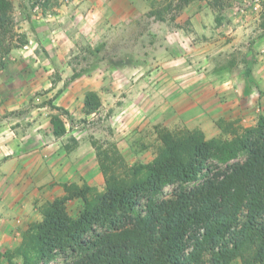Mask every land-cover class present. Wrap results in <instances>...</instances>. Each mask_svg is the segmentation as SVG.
I'll use <instances>...</instances> for the list:
<instances>
[{"label": "crops", "instance_id": "0c3cea01", "mask_svg": "<svg viewBox=\"0 0 264 264\" xmlns=\"http://www.w3.org/2000/svg\"><path fill=\"white\" fill-rule=\"evenodd\" d=\"M162 2L73 0L57 8L49 23L27 21L28 41L19 54L15 50L11 54L19 60L0 68V252L19 245L28 226L42 219L41 207L65 194V183L87 182L97 188L105 183L86 129L73 119L65 121L66 133L57 136L52 124L56 110L44 102L28 107L43 92L41 101L51 98L55 106L84 115L85 96L97 89V74L73 76L75 45L100 46L115 39L122 63L110 90L126 91L131 97L122 105L126 118L117 124L115 134L125 131L124 139L130 143L145 141L148 133L157 137L156 126L173 131L200 128L212 138L223 133L219 120L244 117L249 121L264 113V37L256 41L250 55L224 67L221 61L226 63V51L236 40L225 45L220 32L226 27L215 20V10L194 3L175 18L180 25L168 20L148 22L147 14ZM175 29L195 38L190 56L172 42ZM139 46L143 52H138ZM205 60L214 70L196 71ZM158 65L159 69L149 71ZM112 76L97 77L107 82ZM125 106H130L128 115ZM116 108L119 111L118 103ZM137 132L145 136L139 138ZM0 264L9 262L0 255Z\"/></svg>", "mask_w": 264, "mask_h": 264}, {"label": "trees", "instance_id": "16d2710c", "mask_svg": "<svg viewBox=\"0 0 264 264\" xmlns=\"http://www.w3.org/2000/svg\"><path fill=\"white\" fill-rule=\"evenodd\" d=\"M13 11L11 0H0L1 65L12 49ZM100 105L86 93L87 114ZM52 124L55 135L66 133L59 115ZM217 125L223 134L212 138L200 128L156 126L160 144L147 163L129 165L117 147L93 142L104 189L65 183L19 245L0 255L9 264H264V113L255 125ZM169 185L176 188L165 197ZM74 198L83 201L77 216L68 209Z\"/></svg>", "mask_w": 264, "mask_h": 264}, {"label": "rangeland", "instance_id": "374dc122", "mask_svg": "<svg viewBox=\"0 0 264 264\" xmlns=\"http://www.w3.org/2000/svg\"><path fill=\"white\" fill-rule=\"evenodd\" d=\"M11 1L14 5L13 17L15 33L11 41L12 49L8 54H5L4 58H2V63L4 65H1L0 63V68L8 67L7 65H9V62H17L19 60L18 56H15L16 60H13L11 54H13V50L19 54V49L27 43L28 40L25 26L28 25L31 27L28 22L31 23L40 20L41 22L49 23L54 20L55 13L58 11L57 8L70 1L72 2L73 0H50V2L47 0ZM181 2L182 0H163L161 4L155 6V8L147 14L146 20H148V22L168 20L176 26L180 25V23H177V21L175 22V18L179 16L185 6L194 3H202L203 5L210 6L216 12L215 20L226 27L223 28L225 31L220 32L222 38H225V45L236 40V42L226 51L227 57L224 59L226 60V63L221 61L224 67H226L227 64H235L236 58H240V56L250 55L251 52L255 50L253 45L256 41L264 37V0H192L180 10L179 6ZM172 35L175 37V40L171 41L174 44L176 41V44L181 48L185 56H190L193 52V46L195 45V38L190 34L181 32L179 29H175ZM152 43H155V41H152ZM82 46L84 49L81 48ZM73 48V52L71 53V66L72 70L75 71L73 75L74 77L94 71H96L97 76L101 78L107 73H113L115 75V77L112 76L113 79L108 80L107 82L103 79L101 80L97 76L95 78L97 80V89L90 91L95 92L99 96L101 105L98 110L94 113L87 114L84 106V115L79 117L80 114L70 113L69 110L63 107L64 110L55 108L51 98H45L41 101L43 92L37 93L35 95V100L34 98L30 100L28 106L29 109L37 107L44 102L51 106L52 109L56 110L55 113H52V116L59 115L64 122L75 119L80 124L82 130L83 128L86 129V136L92 143L96 142L102 149L114 150L117 147V149L124 155L129 165H132L137 161L144 163L151 161L155 157L160 144L156 136L148 133L145 141L137 139L130 143L125 140L128 136V133L125 131L124 133L118 132L115 134L117 124L121 123L122 120L126 118L125 116H122V105L128 104L129 100H131V97L128 96L126 91H121L116 94L110 90V86L115 85L116 72L122 63L117 55L118 48L115 44V39L110 38L104 45L100 46L95 44H81V46L75 45ZM138 52H143V49L140 46ZM139 55L141 58H145L143 53ZM214 56L217 55H213V57ZM193 64H197V62ZM244 66L247 68V65ZM15 67L18 68V64H15ZM149 69V71L157 70L159 69V65L157 67L150 66ZM195 70H200L202 73H206L207 71H213L214 68H210V63L208 60H205L203 65H200L199 68L198 66L195 67ZM100 81L102 82L100 83ZM125 90H127V88H125ZM257 94L258 93H256V95ZM117 103L120 107V109H118L119 111H117L116 108ZM129 108L130 106H125V115L129 114ZM258 116H254V118L249 121H245L244 117H240L238 120L242 125L251 126L256 124ZM83 123L84 126L82 125ZM137 133L139 138L145 136L142 135V132ZM224 135L229 136L228 134ZM118 143H120V148ZM104 187L105 183H103V186L98 188V190H103ZM174 188H176V185L167 186L164 191V196H172ZM82 208L83 201L79 198H74L68 202V209L72 216H77ZM62 260V257L58 258L59 263H61ZM14 262L15 264H20L21 259L16 258ZM236 264L242 263L237 261Z\"/></svg>", "mask_w": 264, "mask_h": 264}]
</instances>
